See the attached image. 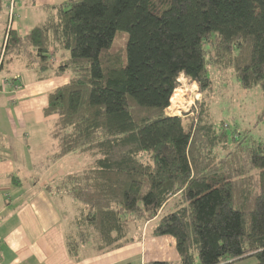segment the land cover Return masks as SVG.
<instances>
[{"label":"trees","instance_id":"obj_1","mask_svg":"<svg viewBox=\"0 0 264 264\" xmlns=\"http://www.w3.org/2000/svg\"><path fill=\"white\" fill-rule=\"evenodd\" d=\"M43 10L27 34L7 30L0 69L16 57L40 80L68 75L44 115L54 117L52 161L88 157L46 186L75 203L70 257L134 243L131 229L155 222L148 235L174 238L180 259L145 264L249 255L264 264V139L215 114L211 76L232 69L264 98V0H68ZM120 31L126 62L112 51ZM181 75L203 98L195 114L173 116ZM258 118L255 127L264 110Z\"/></svg>","mask_w":264,"mask_h":264},{"label":"crops","instance_id":"obj_2","mask_svg":"<svg viewBox=\"0 0 264 264\" xmlns=\"http://www.w3.org/2000/svg\"><path fill=\"white\" fill-rule=\"evenodd\" d=\"M66 1L16 0L13 9L10 7L11 0L6 4L2 2L0 48L6 45L7 30L25 35L44 18L45 6ZM10 14H13L12 22ZM57 78L63 79L61 84L58 83L61 86L67 82L68 75ZM53 79L55 77L38 79L22 58L9 57L0 69V264H131L132 260L145 264L154 260L178 261L180 257L176 242L171 236L152 237L146 242L90 253L80 261L70 257L65 241L64 220L70 218H66L70 214L67 210L74 204H55L53 200L56 195L46 190L47 184L57 178L59 171L53 174V169L60 159L50 160L43 167L44 174L35 175L32 169L45 142L39 139L40 142L35 145V141H21V130L34 127L29 119L33 114L40 120L43 117L45 121L51 119L53 122L54 117L44 115V108L48 105L46 95L44 98L37 96L44 89L42 81L52 83ZM31 80L37 81V84L30 85ZM36 85L39 86L37 91L34 89ZM50 130L51 124L48 134ZM25 136L31 138L29 133ZM51 145L56 150L55 143ZM47 176L50 177L47 179ZM255 263L256 258L251 255L233 261V264Z\"/></svg>","mask_w":264,"mask_h":264},{"label":"rangeland","instance_id":"obj_3","mask_svg":"<svg viewBox=\"0 0 264 264\" xmlns=\"http://www.w3.org/2000/svg\"><path fill=\"white\" fill-rule=\"evenodd\" d=\"M7 2L8 0H3V4H6ZM127 41L128 33L120 31L117 33L114 44L112 45V51H119L124 54V62H126ZM211 76L214 81L215 88L219 93V98H217L213 103V111L215 114L219 118L221 117V119L223 118L225 120V122L229 125L230 130H238L239 132L250 130L252 137L255 139H264V119L258 122L259 127H255L257 120L259 119L258 115H260L264 110V98L261 95L260 90L258 88L251 90L242 89L232 69L218 72L215 71L214 75L211 73ZM64 79L66 78L64 77ZM62 80V78L55 77V79L52 80V83L50 81H42L44 89L46 88L47 90H40V92L37 93V96L44 98L45 94L48 102V95L50 91L59 86ZM26 84L28 85V82H26ZM29 84H37V81L31 80ZM34 89L37 91L39 86L36 85ZM175 91H177L176 95L173 98L170 107L167 109V113L173 116L195 114L193 111L197 110V106L203 98L199 85L186 78L184 75H181L179 78V87ZM29 119L34 127L21 130L23 137L21 141L25 143L26 141H35V145L36 142H40V140H44L45 142L40 148V157L36 162V166L32 169L36 173L35 175H38L39 173H43V167L49 163L52 159V155L56 152V150H54L55 147L53 148L51 145L53 140L51 139L50 134H48L50 124L52 125V122L51 119H46L45 121L43 117L40 120V118L36 117V114H33L29 117ZM28 133L31 138L25 136ZM31 148L33 149L34 146H31ZM16 157L18 158L17 155ZM87 163L88 157L72 153L58 161L57 165H55V168L53 169V174L59 171L56 178L58 179L60 177L59 175H63L64 173L82 170ZM49 177L50 176H47L45 178L48 179ZM53 201L55 204H60V206H63L62 204H75L67 195H64V197L56 195V199ZM67 211L70 214L67 215L66 218H71L75 211V205ZM66 220H64V226H66L69 221L68 218ZM154 224L155 222H152L149 225L146 224L141 230L139 228H132L130 236L132 238H138V240L134 241V243H138L140 241L146 242L148 239L152 238L148 234L152 230ZM131 264H138V262L136 260H132Z\"/></svg>","mask_w":264,"mask_h":264},{"label":"built area","instance_id":"obj_4","mask_svg":"<svg viewBox=\"0 0 264 264\" xmlns=\"http://www.w3.org/2000/svg\"><path fill=\"white\" fill-rule=\"evenodd\" d=\"M15 2H16V0H11V5H10V7L13 9L14 8V5H15ZM11 15V19H10V21L12 22V15L13 14H10ZM11 22H9V23H11ZM0 257H1V254H0Z\"/></svg>","mask_w":264,"mask_h":264}]
</instances>
